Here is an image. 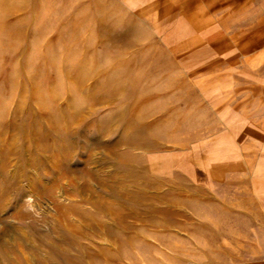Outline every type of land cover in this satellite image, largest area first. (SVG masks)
<instances>
[{
	"label": "rangeland",
	"instance_id": "1",
	"mask_svg": "<svg viewBox=\"0 0 264 264\" xmlns=\"http://www.w3.org/2000/svg\"><path fill=\"white\" fill-rule=\"evenodd\" d=\"M147 1L0 0V264L264 254L245 250L239 185L209 191L183 172L215 126L207 57L263 46L264 0ZM185 13L221 26L164 42L159 25ZM189 31L179 21L173 40Z\"/></svg>",
	"mask_w": 264,
	"mask_h": 264
},
{
	"label": "crops",
	"instance_id": "2",
	"mask_svg": "<svg viewBox=\"0 0 264 264\" xmlns=\"http://www.w3.org/2000/svg\"><path fill=\"white\" fill-rule=\"evenodd\" d=\"M179 21H183L190 31L173 40L174 28ZM217 24L221 26V23L197 26L185 13L179 14L173 22L161 23L158 29L164 42L170 38V44L185 42L192 46L204 41L215 31ZM262 44L254 50L227 46L207 57L215 60V67H208L201 74L205 78L201 81L200 92L205 104L212 109L215 126L201 136L199 163L192 162L183 170L191 181L209 191L226 181L239 185L236 201L242 208V216L251 221V238L243 244L249 246L245 250L255 252H264V40ZM192 264H264V254Z\"/></svg>",
	"mask_w": 264,
	"mask_h": 264
}]
</instances>
